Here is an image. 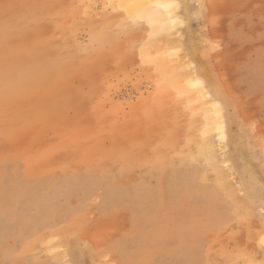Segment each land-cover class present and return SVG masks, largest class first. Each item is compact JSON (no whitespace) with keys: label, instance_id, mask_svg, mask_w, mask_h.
I'll return each mask as SVG.
<instances>
[{"label":"rangeland","instance_id":"374dc122","mask_svg":"<svg viewBox=\"0 0 264 264\" xmlns=\"http://www.w3.org/2000/svg\"><path fill=\"white\" fill-rule=\"evenodd\" d=\"M176 1L0 0V264H264V0Z\"/></svg>","mask_w":264,"mask_h":264},{"label":"bare ground","instance_id":"6f19581e","mask_svg":"<svg viewBox=\"0 0 264 264\" xmlns=\"http://www.w3.org/2000/svg\"><path fill=\"white\" fill-rule=\"evenodd\" d=\"M148 1V0H146ZM145 0H124L123 3H121V5L123 4L124 7H127V8H130L131 10L133 9V11H136L138 16H142L143 13L145 14L148 10V16L151 18L154 19V21H152V18L150 19L151 20V24L157 26L159 25H162V27H169L172 23H176L177 22V16H176V10L178 9V3L176 0H149V4L148 2L146 3ZM181 1V0H180ZM151 2V3H150ZM41 4V3H40ZM36 5V4H35ZM47 5V4H46ZM48 6V5H47ZM148 6V7H147ZM35 7V6H34ZM121 7V6H120ZM130 9H129V12H130ZM31 10V9H30ZM42 11V10H41ZM28 17V16H27ZM16 19V18H15ZM20 20V19H19ZM26 20V19H25ZM13 22V21H12ZM30 22V21H29ZM135 22V21H134ZM153 22V23H152ZM17 23H20V22H17ZM41 23V22H40ZM139 23V22H138ZM22 24V23H21ZM10 25V24H9ZM26 25V24H25ZM154 25V26H155ZM16 26V25H15ZM22 27V26H21ZM160 27V26H159ZM6 28V27H5ZM1 29V28H0ZM43 29V28H42ZM161 29V27H160ZM163 30V29H162ZM6 31V30H5ZM154 32V31H153ZM2 33V32H1ZM4 33V32H3ZM155 33V32H154ZM160 33V32H159ZM6 34V33H5ZM21 34V33H20ZM7 40V39H6ZM14 40V39H13ZM4 41V40H3ZM11 41V40H10ZM35 43V42H34ZM58 44V43H57ZM58 50V49H57ZM46 51V50H45ZM1 52V51H0ZM27 55V54H26ZM58 55V54H57ZM4 59V58H3ZM46 62V61H45ZM2 65V64H1ZM55 65V64H54ZM74 68V67H73ZM38 69V68H37ZM45 71V69H44ZM22 72V71H21ZM1 77V76H0ZM13 78V77H12ZM10 78H8L9 80ZM64 79V78H63ZM2 80V79H1ZM2 83V82H1ZM200 83V82H199ZM2 85V84H0ZM17 85V84H15ZM46 85V84H45ZM14 86V85H13ZM21 86V85H20ZM24 86V85H23ZM27 86V85H26ZM9 87V85H8ZM17 87V86H16ZM48 87V86H47ZM3 88V87H2ZM11 88V87H10ZM19 88V87H18ZM17 88V89H18ZM22 88V86H21ZM24 88V87H23ZM9 88H6V91L8 90ZM15 89V88H14ZM2 92V91H0ZM14 92V91H13ZM18 92V91H17ZM21 92V91H20ZM15 93V92H14ZM3 94H5L3 92ZM3 94L0 95L1 96H4ZM17 94V93H16ZM19 95H22V93ZM10 96V95H9ZM16 96V95H14ZM1 100V99H0ZM42 100V99H41ZM74 100V98H73ZM208 100V99H207ZM75 101V100H74ZM48 102V101H47ZM205 102V101H204ZM57 105V104H56ZM60 105V104H59ZM210 107H212V109H216L218 112H219V115L221 116L223 113H222V110H221V106L217 103V102H214V101H209V104H208ZM42 109V107H40ZM69 108V107H68ZM55 109V108H54ZM57 109V108H56ZM62 109V108H61ZM67 109V108H65ZM35 110H38V109H35ZM215 110V111H216ZM18 111V110H17ZM212 111V110H211ZM6 112V111H5ZM158 113V112H157ZM212 113V112H211ZM160 114V113H159ZM210 114V112H209ZM51 115V114H50ZM164 115V114H163ZM29 117V116H28ZM51 117V116H50ZM209 117V116H208ZM219 117V116H218ZM31 118V117H30ZM130 118V117H129ZM157 119V118H156ZM210 119V118H208ZM221 119V117H220ZM132 120V119H131ZM130 120V121H131ZM208 121V120H207ZM161 122V121H160ZM130 123V122H128ZM133 123V122H132ZM162 124V123H161ZM129 125V124H128ZM211 124L212 126V129L211 130H214L216 131L214 128L215 125L217 126L218 124ZM132 126V125H131ZM163 127V125H161ZM214 127V128H213ZM133 128V127H132ZM211 128V127H210ZM209 128V130H210ZM171 130V129H170ZM208 130V131H209ZM225 125L224 123H220L219 124V127H218V131L221 135L220 140H225L226 139V133H225ZM127 131V130H126ZM128 131H130L128 129ZM207 132V131H206ZM213 134V133H212ZM172 136V135H171ZM209 146V145H208ZM207 146V147H208ZM212 146V145H211ZM213 148V146H212ZM210 150V149H208ZM206 150V151H208ZM215 154V153H214ZM229 172V171H228ZM231 174V173H230ZM70 233V232H69ZM64 234V233H63Z\"/></svg>","mask_w":264,"mask_h":264}]
</instances>
